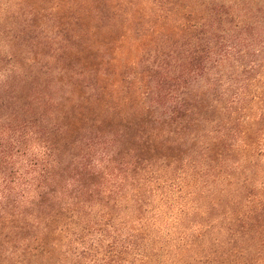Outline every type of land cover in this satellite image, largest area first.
Returning a JSON list of instances; mask_svg holds the SVG:
<instances>
[{
    "label": "clouds",
    "instance_id": "clouds-1",
    "mask_svg": "<svg viewBox=\"0 0 264 264\" xmlns=\"http://www.w3.org/2000/svg\"><path fill=\"white\" fill-rule=\"evenodd\" d=\"M0 264H264V0H0Z\"/></svg>",
    "mask_w": 264,
    "mask_h": 264
}]
</instances>
